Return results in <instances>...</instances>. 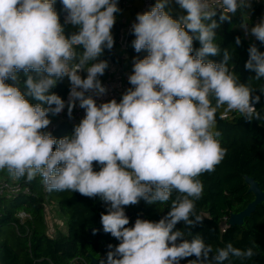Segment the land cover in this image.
Returning <instances> with one entry per match:
<instances>
[{
    "label": "clouds",
    "instance_id": "clouds-1",
    "mask_svg": "<svg viewBox=\"0 0 264 264\" xmlns=\"http://www.w3.org/2000/svg\"><path fill=\"white\" fill-rule=\"evenodd\" d=\"M171 2L156 0L136 14L132 47L147 55L132 58L127 77L132 87L119 102L97 103L108 92L100 77L109 62L101 57L115 44L118 0H61L63 24L56 0H0V171L28 182L39 176L46 191L99 197L107 206L100 216L103 232L119 241L108 245L99 264H180L192 256L196 259L188 264H232L233 257L243 262L256 255L252 247L231 242L214 250L201 236L188 241L182 230H174L180 222L195 226L204 219L196 211L204 190L198 177L214 172L227 153L215 130L218 111L223 109L220 119L230 113L264 119L255 107L264 87L253 95L255 89L239 81L228 66L231 52L225 49L221 62L207 59L221 53L217 11L220 22L230 21L231 14L251 5L175 0L186 14L174 18ZM65 25L76 31L66 36ZM240 27L264 43V19ZM235 43L241 44L239 36ZM248 53L245 68L260 80L264 52L253 44ZM20 73L26 77L23 88ZM65 77L67 101L52 91ZM77 106L85 115L72 135L57 139L45 131L50 116L67 108L72 119ZM173 192L171 209L158 222L137 218L128 226L125 207L141 200L167 204Z\"/></svg>",
    "mask_w": 264,
    "mask_h": 264
},
{
    "label": "trees",
    "instance_id": "trees-1",
    "mask_svg": "<svg viewBox=\"0 0 264 264\" xmlns=\"http://www.w3.org/2000/svg\"><path fill=\"white\" fill-rule=\"evenodd\" d=\"M118 4L122 11L117 14V21L112 29L115 44L112 50L106 49L101 57L107 61H117L115 51L118 34L126 24L135 21L137 13L142 12V0H118ZM250 5L231 14L230 21L220 22V14L214 17L220 24L215 32L216 43L219 44L221 53L207 59L221 62L223 51L229 50L231 52L229 69L239 77L241 83L250 84L255 89L253 95H261L259 89L264 87V77L255 80V72L247 70L245 63L248 60L249 47L255 44L260 52H264V43L253 36H246L240 25L246 22L251 27L264 19V0ZM55 8L63 24L65 14L62 11L61 0H56ZM168 10L174 18L186 14L173 2L168 5ZM74 31L76 29L73 26L65 25L66 36ZM237 36L241 39L240 45L235 43ZM134 39L135 36L130 32L127 35L128 47L125 50V64L130 74L132 58L139 56L142 59L147 55L146 51L139 54L135 52L132 47ZM199 47V42L194 41V48ZM77 51L82 49L77 48ZM82 75L86 76L85 73ZM20 79V86L23 88V81L26 79L23 73H20ZM100 79L103 81L104 76ZM130 87L132 86L128 83L126 89ZM52 91L67 101L70 91L68 78L59 81ZM32 102L36 103L34 100ZM255 107L264 118V95H261L260 102ZM222 112L223 109H220L217 113L215 130L221 133L218 139L221 146L227 149V153L214 172L204 173L198 177L203 182L204 190L202 198L196 201V211L204 219L195 226H187L180 222L174 230H182L185 233L184 239L188 241L199 235L205 243L211 244L214 250L225 247L229 242L241 249L252 247L255 256L243 262L233 257L232 264H264V203L256 206L254 212L244 219L241 226H227L230 215L240 213L254 201V196L248 193L245 177L257 183L259 190L264 194V119L249 121L237 113H230L224 119H220ZM50 119L52 123L45 131L51 132L57 139L74 133L77 124L73 118L69 119L67 108L58 116H50ZM94 170H100V166L95 162ZM41 181V177H36L31 182L25 178L13 180L6 170L0 172V189L3 184H7L18 186L20 191L24 188L29 190L28 195L23 192L12 195L6 189H2L0 194V264H69L73 260L90 264V258L99 264L100 258H106L108 245L115 246L119 243L110 234L103 232L100 216L101 213H106L107 206L99 197L88 198L78 192L55 190L44 192ZM175 196L176 193L173 192L167 204L149 205L141 200L137 205L125 207V213L130 220L128 226H134V220L140 216L158 222L170 211L171 200L175 199ZM46 208L50 219L53 214L54 217L64 220V231H60L59 226L56 229L52 228V233L47 231L44 215ZM21 212L30 219L22 222L17 216ZM93 229L97 230L95 235ZM193 259L196 257L182 259L180 264H188V261Z\"/></svg>",
    "mask_w": 264,
    "mask_h": 264
},
{
    "label": "built area",
    "instance_id": "built-area-1",
    "mask_svg": "<svg viewBox=\"0 0 264 264\" xmlns=\"http://www.w3.org/2000/svg\"><path fill=\"white\" fill-rule=\"evenodd\" d=\"M259 0H249V3H257ZM156 0H142V12L147 11L150 9L151 6L155 4ZM173 3H175V0H172ZM220 14V11H217V15ZM134 21H131L130 23L126 24L125 27L120 31L118 34L117 42H116V51L117 54V61H111L109 60V68L106 70L104 79L102 83L107 87L108 92L105 96L98 98L97 103L100 102H107L113 98L119 102L122 94L125 92L127 84H128V75L130 74L128 68L126 67V53L125 50L128 47L127 42V35L131 32V24ZM86 75V73H85ZM85 115L84 110L80 109L78 106L76 107L74 113H73V121L77 125L79 124L80 120ZM1 172V171H0ZM39 177V176H37ZM42 180V178H41ZM41 188L44 192H46L44 185L41 182ZM2 189L8 190L12 195H16L20 192H23L24 194H29V190L24 188V190L20 191L18 186H8L7 184H3ZM2 189H0V194L2 192ZM45 219L46 224L48 226V223L51 227L54 225H58L56 223H53L50 219V215L48 212V209H45ZM18 218L23 222L24 220L30 219L25 213L21 212L18 215ZM49 228V226H48ZM50 231V229H48ZM52 231V228H51ZM69 264H88L84 261H76L73 260Z\"/></svg>",
    "mask_w": 264,
    "mask_h": 264
},
{
    "label": "water",
    "instance_id": "water-1",
    "mask_svg": "<svg viewBox=\"0 0 264 264\" xmlns=\"http://www.w3.org/2000/svg\"><path fill=\"white\" fill-rule=\"evenodd\" d=\"M245 184L248 186V193L254 196V201L250 203L243 211L238 214H232L227 219V226H241L244 219L248 218L255 210L256 206L264 203V194L259 190L257 183L252 179L245 177ZM144 219L143 216L139 217ZM135 221V220H134ZM90 264H97L93 259L90 258Z\"/></svg>",
    "mask_w": 264,
    "mask_h": 264
},
{
    "label": "rangeland",
    "instance_id": "rangeland-1",
    "mask_svg": "<svg viewBox=\"0 0 264 264\" xmlns=\"http://www.w3.org/2000/svg\"><path fill=\"white\" fill-rule=\"evenodd\" d=\"M53 217H54V216H53V214H52V216H51V218H52V219H51L52 222H53V223H56V224L59 223V224H58V225H54L53 227H51L50 224L48 223V226H49L50 231H48V228H47V231H48L49 233H52V232H51V228L56 229V227H58V226H59L58 229H59L60 231H62V230L64 231V228H65V227H64V223H63L64 220H63L62 218H60V217H54V218H53ZM55 218H56V219H55ZM54 229H53V230H54Z\"/></svg>",
    "mask_w": 264,
    "mask_h": 264
}]
</instances>
